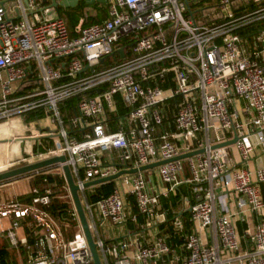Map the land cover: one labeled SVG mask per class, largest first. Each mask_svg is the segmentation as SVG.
I'll list each match as a JSON object with an SVG mask.
<instances>
[{
    "label": "built area",
    "instance_id": "1",
    "mask_svg": "<svg viewBox=\"0 0 264 264\" xmlns=\"http://www.w3.org/2000/svg\"><path fill=\"white\" fill-rule=\"evenodd\" d=\"M104 5L102 21L68 32L49 0H0V122L40 114L52 141L2 169L63 154L100 264H264V169L249 170L256 148L264 149V0H218L194 12L188 0ZM115 97L126 131L108 130ZM72 99L66 129L57 104ZM233 136L231 146L211 149ZM50 170L63 179L60 165L30 178ZM61 189L68 193L65 183ZM50 194L32 187L0 202V247L16 264H93L72 204L60 221L77 230L64 239L46 209ZM114 228L120 238H109Z\"/></svg>",
    "mask_w": 264,
    "mask_h": 264
},
{
    "label": "rangeland",
    "instance_id": "2",
    "mask_svg": "<svg viewBox=\"0 0 264 264\" xmlns=\"http://www.w3.org/2000/svg\"><path fill=\"white\" fill-rule=\"evenodd\" d=\"M217 1L218 0H201V1H198L197 4H195L194 3L195 0H188L189 8L191 12H194L198 6L199 7L213 6ZM64 10H68L66 12L72 13V11H69L68 8L62 9L61 17L63 18V21H65V18L67 17V13H65ZM103 12H104L103 13V18H104L106 15L105 7H104ZM203 13L207 18L213 15V11H210L209 9H205ZM193 18L195 21H199L202 19V15L200 13H194ZM64 23H66V21ZM68 32H70V30H68ZM126 55L128 56V51H126ZM96 69L98 70L102 68L97 67ZM33 77H35V74ZM19 85H20L19 82H14L11 84L10 88L13 92H16L17 89L19 88ZM30 89H31L30 85L25 86L19 91V93H16L15 95L16 97L22 96L25 93H27ZM115 102L117 104V107H120V108L123 107L119 101V98L115 97ZM57 107L59 110L60 117L64 123V127L68 129V124H67L68 117L65 116L63 112V104L62 103L57 104ZM27 124L28 123L24 121V118L22 116H16L11 119L0 122V132L8 130L5 133L6 134L5 136H2V134L0 133V165L6 164V163L9 164L11 162L16 161L19 158H27L30 154L33 153L31 150V147H32L31 141H28V138L34 137L36 135L33 130L34 127L41 126L42 124H45V123L43 120L38 125H27ZM17 131H19V133L14 134ZM210 137H212V132H210ZM20 138L21 140H19ZM13 145H16L18 149L17 154H13L12 152H10L11 151L10 147H12ZM4 148H6V150ZM6 156H7V160H6ZM25 164H27V161L14 164L4 169L0 168V172L4 170L16 168L19 166H23ZM55 171L56 170H50L49 172L54 173ZM148 175L150 176V174ZM50 186H53V184H51ZM31 189H32L31 178L27 175L18 176L8 181L2 182L0 183V202L2 201L6 202L8 201V199L14 198L15 194L16 196L17 195L20 196V198L23 196H26L30 192ZM59 189L61 192L58 195H56L55 198L62 204H66L67 208L65 211H70L71 203L68 197V193L65 190H62L61 188ZM57 224L59 226V229L64 239H69L72 236V234L77 230V226L74 222L60 221ZM3 253L5 254V257L4 258L2 257L0 259L2 260V264H16L15 261L12 260V255H11L12 250L8 248L5 244L3 248ZM5 258L6 260H4Z\"/></svg>",
    "mask_w": 264,
    "mask_h": 264
},
{
    "label": "water",
    "instance_id": "3",
    "mask_svg": "<svg viewBox=\"0 0 264 264\" xmlns=\"http://www.w3.org/2000/svg\"><path fill=\"white\" fill-rule=\"evenodd\" d=\"M42 1H45V0H42ZM49 1H50V5L58 12V8H63V9L74 8L77 5L79 0H49ZM81 1L84 4H86L87 6H91L94 3L104 5L106 2V0H81ZM117 53L119 54L120 57H123L122 50H118ZM84 68H86V67H84ZM96 92H99V90H97ZM236 139H237L236 136H233V138L231 140L222 142V143L217 144V145H214L211 147V149L231 146L236 141ZM57 147L59 148V146H57ZM201 152H202V150L186 153V154L180 155L176 158H173L171 160L160 161V162H156V163H152V164H148V165L139 167L137 170L131 169V170H126V171H124V170L119 171L115 175L107 177L105 179H99V180L87 182V183L83 184V187L87 188V187L98 185V184L103 183V182L111 181L121 174H133V173H136L137 171L142 172V171L152 170L155 167L162 165V164H165L167 162H170L173 160L184 159V158L199 154ZM57 165H60V170H61V173H62V176L64 179V183L66 185V188H67L70 200H71L72 207H73V209L77 215L80 228H81L82 233L85 237V240H86V243H87V246L89 249V253H90V256H91L92 261H93V264H100L99 260H98V256L96 254L95 246L92 242V239H91L90 234H89L88 229H87L86 221L84 219L83 211H82L80 201L78 198V193H77L78 188L73 183V180H72L70 172H69V168L65 164V156L63 154L59 153L55 157L46 158L43 160H39L36 162L25 164L23 166H19V167L12 168L9 170L1 171L0 172V183L8 181V180L13 179V178L18 177V176L31 174L35 171L42 170V169L52 167V166H57Z\"/></svg>",
    "mask_w": 264,
    "mask_h": 264
},
{
    "label": "trees",
    "instance_id": "4",
    "mask_svg": "<svg viewBox=\"0 0 264 264\" xmlns=\"http://www.w3.org/2000/svg\"><path fill=\"white\" fill-rule=\"evenodd\" d=\"M105 5H101L98 3H94L91 6H87L84 4L81 0L78 1L77 5L74 8H68L69 11H72V13H68L64 10L65 13H67V17L65 18L66 26L68 27V30L70 32L72 29L77 25L79 19H82L81 26L85 27L87 25L98 23L103 19V11H104ZM92 10L93 15L91 16L88 11ZM58 13L61 16L62 9L58 8ZM62 18V17H61ZM63 19V18H62ZM64 21V22H65ZM63 104V111H68L71 109V107L74 106L75 100H68L62 103ZM125 114L124 110L120 107L115 106V113L112 116V120L117 119ZM35 113L30 112L22 115L25 122H30L34 119ZM47 145V144H46ZM51 144H48L50 146ZM18 153V152H17ZM13 153V154H17ZM27 176H31V174H27ZM53 184V186H50ZM63 179L61 176H59L57 173H51V172H41L37 176L31 177V186L37 188L38 190H42L45 188H49L51 190L50 194V204L46 207L47 211L52 215V217L59 222L60 221V215L62 212H64L67 208L66 204H62L59 202L55 196L58 195L61 191L59 188L63 186ZM54 189V190H53ZM110 187H100L98 191H95V194L92 198V200L96 199L99 196L105 195L109 192ZM174 244H176V240H172ZM173 244V243H172ZM3 247H0V259L5 257V254L3 253ZM6 260V258L4 259ZM2 264V260H0Z\"/></svg>",
    "mask_w": 264,
    "mask_h": 264
},
{
    "label": "crops",
    "instance_id": "5",
    "mask_svg": "<svg viewBox=\"0 0 264 264\" xmlns=\"http://www.w3.org/2000/svg\"><path fill=\"white\" fill-rule=\"evenodd\" d=\"M61 9H63V8H61ZM88 13L91 16L93 15V11H91V10H89ZM79 22H82V19H79L78 23ZM35 115L36 116L34 117V119L32 121L28 122L27 125H38L39 123H41L44 120L42 115H40V114H35ZM44 123L45 124H42L41 126L34 127L33 130H34L36 135L34 137H30L31 139H28V141H31V146H32L31 150H32L33 153L36 152V151H42L44 148L50 147L52 145V141L49 138L45 137V135H43L44 133L47 132L46 131L47 130L46 129L47 124H46L45 120H44ZM119 123L120 122H117V119L112 120V117H111V120L108 122V130L110 132H114V131H117L119 129H122L123 131H126L127 130V125L125 123L124 124H119ZM7 131H3V132H0V133L2 134V136H5L6 135L5 133ZM17 133H19V131L15 132L14 134H17ZM19 140H21V138ZM48 144H51V145L48 146ZM4 149L6 150V148H4ZM10 149L14 153L16 151H18L16 145H13L12 147H10ZM227 151H228V156L233 161L235 166L236 167H243L242 164L239 163V158H238V155L235 152V150L232 147H229ZM7 156H6V160H7ZM253 168L264 169V149H261L260 147L256 148V150L254 151V153H253V155L251 157V164L249 165V170H252ZM152 173L153 174H151V172H150V179L153 180V177H155V175H154V172H152ZM108 186L109 185L102 186V187L105 188V187H108ZM99 189H100V187L99 188H95L94 191H98ZM258 189H259L260 195L262 197V200L264 201V183H259L258 184ZM184 192H186L185 189H184ZM15 197H17L19 199L23 198V197L20 198V196H18V195L16 196V194H15ZM163 206L166 207L167 204L163 203ZM236 226H237V232L240 233L241 232V224L237 223ZM127 227H128L129 230H131V227H133V226L128 224ZM107 233L109 235V238H112V239L113 238H120L121 234H122V230L119 229V228H114V230L108 229ZM173 239L176 240V242H175L176 244H179L181 242V240L179 238L175 237V238L170 239V242L173 243V244H174V242H172ZM241 243H242V241H241ZM176 244H174V245H176Z\"/></svg>",
    "mask_w": 264,
    "mask_h": 264
},
{
    "label": "bare ground",
    "instance_id": "6",
    "mask_svg": "<svg viewBox=\"0 0 264 264\" xmlns=\"http://www.w3.org/2000/svg\"><path fill=\"white\" fill-rule=\"evenodd\" d=\"M10 152H12V150H11ZM17 152H18V151H16L15 153H17ZM12 153H14V152H12ZM4 165H5V164H3L2 166H0V168H2Z\"/></svg>",
    "mask_w": 264,
    "mask_h": 264
}]
</instances>
